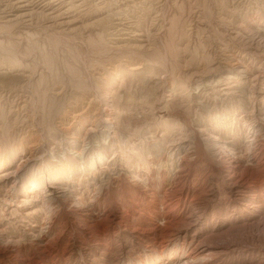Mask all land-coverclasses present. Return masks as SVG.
Returning <instances> with one entry per match:
<instances>
[{"label": "rangeland", "instance_id": "obj_1", "mask_svg": "<svg viewBox=\"0 0 264 264\" xmlns=\"http://www.w3.org/2000/svg\"><path fill=\"white\" fill-rule=\"evenodd\" d=\"M64 1L0 18V264H264V0Z\"/></svg>", "mask_w": 264, "mask_h": 264}, {"label": "bare ground", "instance_id": "obj_2", "mask_svg": "<svg viewBox=\"0 0 264 264\" xmlns=\"http://www.w3.org/2000/svg\"><path fill=\"white\" fill-rule=\"evenodd\" d=\"M82 1H83V3H86L89 0H82ZM68 15H69L68 14V9H65V1L64 0H0V18H2V19L8 18L7 19V23L8 22L9 23L10 22H18L20 24L31 25V24H34L35 22L37 23L38 21H42L45 24H50V26L64 25L65 24L64 19H66ZM139 69H133V67H131V70H133V71L134 70H139ZM259 157H260V155H259ZM231 169H233L235 172L238 171L236 166H233ZM240 186H241V184H240ZM166 223H167V221H166ZM192 224H194V223H192ZM206 252L210 253V250L206 247V245L199 246V249L197 251V257L201 256L202 254H204ZM191 253H193V252L191 251ZM194 255H196V254H194Z\"/></svg>", "mask_w": 264, "mask_h": 264}]
</instances>
